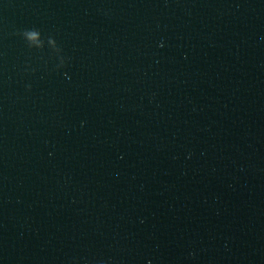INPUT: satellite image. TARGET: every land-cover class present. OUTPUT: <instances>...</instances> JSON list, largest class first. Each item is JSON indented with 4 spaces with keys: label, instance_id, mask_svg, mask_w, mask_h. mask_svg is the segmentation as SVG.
<instances>
[{
    "label": "water",
    "instance_id": "water-1",
    "mask_svg": "<svg viewBox=\"0 0 264 264\" xmlns=\"http://www.w3.org/2000/svg\"><path fill=\"white\" fill-rule=\"evenodd\" d=\"M0 264H264V0H0Z\"/></svg>",
    "mask_w": 264,
    "mask_h": 264
},
{
    "label": "clouds",
    "instance_id": "clouds-1",
    "mask_svg": "<svg viewBox=\"0 0 264 264\" xmlns=\"http://www.w3.org/2000/svg\"><path fill=\"white\" fill-rule=\"evenodd\" d=\"M35 35H36L35 32H30V33H29V36H35Z\"/></svg>",
    "mask_w": 264,
    "mask_h": 264
}]
</instances>
